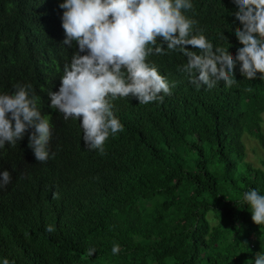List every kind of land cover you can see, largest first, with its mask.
<instances>
[{"label":"trees","instance_id":"trees-1","mask_svg":"<svg viewBox=\"0 0 264 264\" xmlns=\"http://www.w3.org/2000/svg\"><path fill=\"white\" fill-rule=\"evenodd\" d=\"M61 2L0 0V92L31 83L55 126V156L46 162L28 146L32 129L0 149V171L12 176L0 189V256L15 264H251L264 251V226L252 221L242 195L250 187L264 193V161L249 163L241 138L264 150V81L245 79L237 66V84L197 91L177 71L181 53H153L149 60L177 82L173 94L149 105L116 99L124 130L103 154L88 150L79 120L49 107L48 92L58 90L77 50L57 34ZM193 3L196 27L235 55L232 0ZM49 224L54 231H45Z\"/></svg>","mask_w":264,"mask_h":264},{"label":"clouds","instance_id":"clouds-1","mask_svg":"<svg viewBox=\"0 0 264 264\" xmlns=\"http://www.w3.org/2000/svg\"><path fill=\"white\" fill-rule=\"evenodd\" d=\"M232 3L240 25L233 32L241 45L235 55L214 47L204 30L196 27L197 20L188 15L193 0H62L56 31L59 37L64 32L63 45L77 50L64 65L58 90L48 92L49 107L65 121L79 120L85 148L103 154L109 138L124 130L113 101L135 98L142 105L160 104L173 94L177 82L169 81L149 60L153 53H181L185 62L176 66L177 71L186 74L197 91L237 84V66L245 79L264 81V0ZM38 100L31 83L0 92V149L6 143L15 146L32 129L28 146L37 161L46 162L55 156L50 147L55 126L50 115L42 114ZM11 179L7 169L0 171V189ZM58 196L53 193L54 199ZM242 201L252 221L264 226V193L250 187ZM54 230V225H45V231ZM120 251L121 245L114 242L111 254ZM94 253L95 247L86 251L89 257ZM0 264L15 261L0 256ZM251 264H264V251L255 253Z\"/></svg>","mask_w":264,"mask_h":264},{"label":"rangeland","instance_id":"rangeland-1","mask_svg":"<svg viewBox=\"0 0 264 264\" xmlns=\"http://www.w3.org/2000/svg\"><path fill=\"white\" fill-rule=\"evenodd\" d=\"M264 120V117H263ZM264 131V123L262 128ZM246 136V137H245ZM243 136V144L245 146V159L251 163L253 166H261L260 161H264V150L261 149L258 141L255 138H252L248 135ZM245 137V138H244Z\"/></svg>","mask_w":264,"mask_h":264}]
</instances>
